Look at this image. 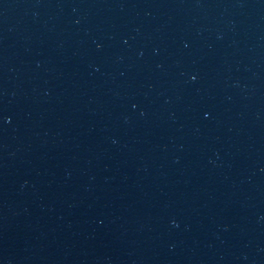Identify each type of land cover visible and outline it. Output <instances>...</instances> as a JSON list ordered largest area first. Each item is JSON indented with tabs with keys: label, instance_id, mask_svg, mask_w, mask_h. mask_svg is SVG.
<instances>
[{
	"label": "water",
	"instance_id": "1",
	"mask_svg": "<svg viewBox=\"0 0 264 264\" xmlns=\"http://www.w3.org/2000/svg\"><path fill=\"white\" fill-rule=\"evenodd\" d=\"M0 264H264V0H0Z\"/></svg>",
	"mask_w": 264,
	"mask_h": 264
}]
</instances>
